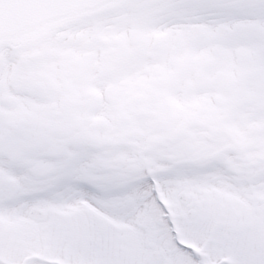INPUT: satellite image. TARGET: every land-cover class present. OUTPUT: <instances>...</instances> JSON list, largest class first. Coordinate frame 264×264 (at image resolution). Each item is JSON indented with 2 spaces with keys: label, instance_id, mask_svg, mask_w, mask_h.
Returning <instances> with one entry per match:
<instances>
[{
  "label": "snow or ice",
  "instance_id": "obj_1",
  "mask_svg": "<svg viewBox=\"0 0 264 264\" xmlns=\"http://www.w3.org/2000/svg\"><path fill=\"white\" fill-rule=\"evenodd\" d=\"M203 33L194 50L254 65L248 142L138 136L66 118L61 53L100 34ZM110 106L94 115H108ZM0 264H264V0H0Z\"/></svg>",
  "mask_w": 264,
  "mask_h": 264
},
{
  "label": "flooded vegetation",
  "instance_id": "obj_2",
  "mask_svg": "<svg viewBox=\"0 0 264 264\" xmlns=\"http://www.w3.org/2000/svg\"><path fill=\"white\" fill-rule=\"evenodd\" d=\"M139 34L137 41L130 45L123 42L127 47L122 48H115L121 43L119 39L114 41L101 34L105 38L101 42L106 45L101 53L103 69L109 77L104 96L109 110L120 112L121 119L127 112L123 119L128 118L127 133L134 134L136 128H141L140 120L144 118H154L183 135L206 133L214 140L222 129L249 125L243 113L254 100L247 99L248 78L253 75L254 65L246 51H241L236 62L223 50L215 54L195 51L208 40L203 33H159L155 48L151 45L152 35ZM80 53L69 57L73 61L69 76L81 73L83 82L87 65L85 59H76ZM81 95L86 98L83 91ZM96 106L92 103L88 107L87 102L83 105V121ZM240 133L246 138L244 131Z\"/></svg>",
  "mask_w": 264,
  "mask_h": 264
},
{
  "label": "rangeland",
  "instance_id": "obj_3",
  "mask_svg": "<svg viewBox=\"0 0 264 264\" xmlns=\"http://www.w3.org/2000/svg\"><path fill=\"white\" fill-rule=\"evenodd\" d=\"M125 43H128L127 39L125 40ZM120 46H121V48L127 47L126 44L121 42L117 46H115V48L120 47ZM88 85H89V82L87 83V85H86L87 87L84 91L86 94H89V96L87 97L88 100H90V99L93 100L94 98L102 95V93L100 92L99 89H97L96 91L88 89ZM74 95L78 97V99L75 101V103L77 105H73V107H68V108H70L71 113L73 115H75V117L72 118L71 116H69L67 114H65V115H66V118L71 120V121H74L77 123H86L88 125L92 124L93 126L85 129L86 131L91 132V133H100V134L109 133V134H124V135H133V136H138V135L143 134V131H139V132L137 131L138 133H134V134L127 133L126 125L128 123V118L126 120H123L127 116L126 111H124L122 113L124 115V118H122V119L120 118L121 116H119L120 112L118 114H114L113 111L109 110L108 116H107V115H94V113H97L98 111L93 112V114H91V111H88V115L89 114L90 115L88 116V118H86L87 121H83L82 114H81V111L83 108L80 109V106L83 103V101H82L83 96L80 93H78L77 91L74 92ZM104 99L105 98L103 97L102 101ZM72 100L74 101L73 98H72ZM99 111H101V110H99ZM241 131H244V127L241 128ZM129 132H131V131H129ZM192 135L193 134L191 133L189 136H192ZM226 136H229V134H226ZM218 139H220V137H218Z\"/></svg>",
  "mask_w": 264,
  "mask_h": 264
}]
</instances>
